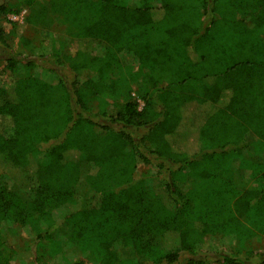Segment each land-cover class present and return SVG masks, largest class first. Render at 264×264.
Masks as SVG:
<instances>
[{"label": "trees", "instance_id": "trees-1", "mask_svg": "<svg viewBox=\"0 0 264 264\" xmlns=\"http://www.w3.org/2000/svg\"><path fill=\"white\" fill-rule=\"evenodd\" d=\"M24 7L49 27L65 23L77 44L55 49L49 65L6 60L0 170L32 196L0 175V264H41L36 247L63 219L98 264H134L118 243L157 239L161 249L138 264H211L207 242L257 235L244 217L264 233V172L245 188L231 170H202L186 190L173 179L200 157L242 151L249 134L264 140V0H5L0 16ZM6 34L0 25V43ZM75 159L91 165L96 206L74 203L63 184ZM139 160L155 169L137 175ZM5 225L28 226L33 245L19 251ZM251 254L226 252L221 263L264 264Z\"/></svg>", "mask_w": 264, "mask_h": 264}, {"label": "rangeland", "instance_id": "rangeland-1", "mask_svg": "<svg viewBox=\"0 0 264 264\" xmlns=\"http://www.w3.org/2000/svg\"><path fill=\"white\" fill-rule=\"evenodd\" d=\"M2 1L5 0H0V3ZM9 1L15 2L16 0ZM133 1L136 2V0ZM38 7L36 6V8ZM29 15L31 20L27 21ZM0 25L6 29L7 33L6 44L0 43V84L4 83L7 86H10L13 81V72L7 68V58L22 54V57H29L30 60L49 65L47 58L54 54L55 49H59L63 54H73L77 44L76 39L69 32H64L65 23L62 24L63 29H60L56 23L49 27V25L43 23L38 13L33 12L32 14L31 9L25 7L18 14L1 15ZM27 40L30 42L26 43ZM37 47H42L44 54L41 52L33 54L32 50ZM96 49L99 52L102 51L100 46H97ZM50 59L53 61L52 57ZM61 71L62 73L64 72L63 70ZM137 100L141 105L143 104L142 101ZM148 168L155 169L150 164L148 165L144 161L139 160L137 175L144 174ZM91 170V165L82 159H75L69 164L68 173L64 177L65 182L63 184L66 189L72 192L71 200L74 203H84L85 201L89 202L87 205L96 206L98 196L93 191L88 190V186L85 184L86 174ZM202 170L214 172L231 170L234 182L240 188L250 187L253 184L257 185L262 180L261 175L264 172V140L254 134H249L247 136V145L242 151L219 153L211 158L200 157L192 164L181 168L176 179L175 177L173 179L182 189L186 190L197 186L199 173ZM166 173L164 172L163 174ZM0 175L5 178L9 187L20 195L22 200L29 202L32 196L29 188L18 186L3 170H0ZM243 222L250 226L257 235L248 240L223 235L213 242H207L202 256L211 264H222L221 256L226 252H238L245 254L246 257H250L251 253L255 252H261L264 255V233L252 223L253 218L251 216L244 217ZM3 229L5 233L14 237L15 247L19 251L26 250L33 245L34 233L28 226L5 225ZM52 234V236L48 235L45 237L36 247L41 264H76L79 258H84L87 262L86 264H98L94 257L89 256L87 251H82L79 244L72 241V225L67 219L61 220L57 227L54 228ZM122 243H118V250L123 252V258H132L134 264H138V260L143 262L151 261L147 260L149 259L147 253L150 251L151 246H156L157 252L162 247L160 239L156 240L157 244H152L147 248H144V243L140 247L134 245V243L131 246H126ZM86 257L89 259H86ZM252 258L251 264H259L258 255ZM29 261L32 264V257L29 258ZM12 264H18V262L13 260Z\"/></svg>", "mask_w": 264, "mask_h": 264}]
</instances>
